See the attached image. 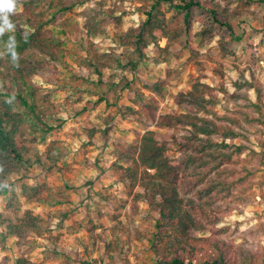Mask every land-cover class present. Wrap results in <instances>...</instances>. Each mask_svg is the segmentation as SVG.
Wrapping results in <instances>:
<instances>
[{
	"label": "rangeland",
	"instance_id": "obj_1",
	"mask_svg": "<svg viewBox=\"0 0 264 264\" xmlns=\"http://www.w3.org/2000/svg\"><path fill=\"white\" fill-rule=\"evenodd\" d=\"M59 1L42 2L38 11L43 14L36 19L62 39L61 59H49L31 82L56 108L63 105V122L42 141L29 133L35 139L32 161L9 176L13 188L0 194V263L16 264L22 258L34 264H152L156 213L145 201H136L129 181L120 179L114 166L117 150L139 145L141 135L151 129L160 142L168 143L170 156H179L177 142L189 134L188 127H158L148 118L146 104L154 99L158 114L181 112L178 95L192 87L195 77L212 87L205 94L212 98L205 115L237 134L225 139L215 135L230 144L221 150L231 154V161L221 167L232 173L221 175L226 189L213 191L217 198L210 210L218 219L197 235L264 256V2L207 0L232 24L226 50L218 45L220 34L204 43L184 34L170 41L176 55L156 62L152 43L148 59L132 71L125 63L136 52L121 37L140 25L146 18L140 8L154 0H88L55 16ZM166 16L172 28L182 26V14L170 10ZM90 18L100 29L96 34L90 33ZM205 21V10L195 8L192 32ZM92 43L99 53L115 58L101 77L92 71L85 76L84 60ZM167 43L165 37L159 40L162 47ZM155 83L161 91L152 87ZM28 211L40 216L38 225L22 236L8 235L6 225L20 224Z\"/></svg>",
	"mask_w": 264,
	"mask_h": 264
},
{
	"label": "trees",
	"instance_id": "obj_2",
	"mask_svg": "<svg viewBox=\"0 0 264 264\" xmlns=\"http://www.w3.org/2000/svg\"><path fill=\"white\" fill-rule=\"evenodd\" d=\"M44 1L18 0L14 12L0 13V48L4 51L0 57V194L13 188V183H7L9 176L20 173L32 161L31 142L35 139H30L29 133L42 141L45 134L63 122L59 115L63 105L56 108L49 96L42 94L39 87L31 82V77L46 67L49 59L60 61L63 52L62 39L52 29H43L45 22L36 19L43 14L38 8ZM86 1L73 0L66 4L60 0L54 15ZM164 1L170 2L166 10L162 8ZM195 8L205 10L207 21L202 29L193 33ZM140 9L146 18L121 37V43L136 52L135 57L129 56L125 63V67L132 71L148 59V47L152 43L156 45L154 60L163 62L177 54L170 41L184 34L188 38L195 36L200 43L220 34L218 45L223 51L233 36L232 24L226 19L225 12H218L213 1L154 0ZM170 10L176 11L177 16L179 13L183 15L181 27L170 26L166 16ZM88 22L91 34L100 31L93 18ZM164 37L168 43L162 47L159 40ZM113 60L112 54L99 53L95 45H91L90 55L84 60L85 76L92 71L101 77L103 68L109 67ZM116 60L121 63V60ZM152 87L161 91L160 83ZM211 88L195 77L192 87L178 95V102L183 108L179 113L158 114L154 99L146 104L148 118L158 127H188L189 134L184 135L183 141L177 142L179 156H170L168 143L160 142L151 129L144 131L139 145L130 144L117 150L114 166L120 179L129 181L130 193L136 201H145L149 209L156 213V230L150 239L154 253L152 264L264 263L260 251L234 247L219 238L197 235V232L206 230L210 222L218 219L217 214L210 210L211 203L217 198L213 191L226 189L221 175L232 173L229 168L221 167L224 162L231 161V154L221 150L230 144L225 140L219 141L215 135L224 136V139L237 135L233 127L219 125L205 115L210 114L209 102L212 98H207L205 94ZM39 132L42 134L37 136ZM123 160L130 163L124 165L121 163ZM212 173L214 175L209 177ZM21 186L23 191H28L26 183H21ZM39 219V215L28 211L20 224H7L6 233L22 236L26 230L37 226ZM200 241L206 242V245H200ZM16 264L34 263L19 258ZM82 264L102 263L92 260Z\"/></svg>",
	"mask_w": 264,
	"mask_h": 264
},
{
	"label": "clouds",
	"instance_id": "obj_3",
	"mask_svg": "<svg viewBox=\"0 0 264 264\" xmlns=\"http://www.w3.org/2000/svg\"><path fill=\"white\" fill-rule=\"evenodd\" d=\"M18 0H0V13L14 12L16 10Z\"/></svg>",
	"mask_w": 264,
	"mask_h": 264
}]
</instances>
